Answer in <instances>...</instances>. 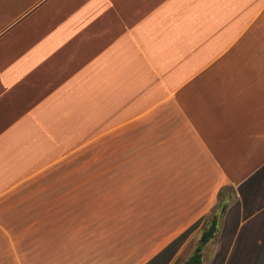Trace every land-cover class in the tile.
<instances>
[{
  "label": "crops",
  "instance_id": "1",
  "mask_svg": "<svg viewBox=\"0 0 264 264\" xmlns=\"http://www.w3.org/2000/svg\"><path fill=\"white\" fill-rule=\"evenodd\" d=\"M94 192L116 217L76 223L65 264L187 263L214 221L202 264H264V0H0V264Z\"/></svg>",
  "mask_w": 264,
  "mask_h": 264
},
{
  "label": "rangeland",
  "instance_id": "2",
  "mask_svg": "<svg viewBox=\"0 0 264 264\" xmlns=\"http://www.w3.org/2000/svg\"><path fill=\"white\" fill-rule=\"evenodd\" d=\"M91 154H90V151L89 153H86L85 151H83L82 153L78 154L77 158L79 160L78 163L80 164L77 165L78 169L76 173H77V180L79 181L72 183L73 190L77 192L79 190H84V186L86 185L84 179L87 176L88 169L92 168V170L94 169V171H96L95 169L101 168L99 167V165L85 166L83 164L84 159L89 158L91 156L94 159L101 158V152L99 150H93L91 151ZM62 171H64L63 167H61V171L58 168H56L53 176L57 178L60 172L62 173ZM66 172H67V169H66ZM98 181L99 179L94 178L92 182L94 183V185H96V187L94 188L96 191H99L100 189ZM100 184L102 183L100 182ZM111 184L112 183H110V187H111ZM54 185H56V182H53V183L48 182L46 183L45 188L51 189L52 191L53 190L52 187ZM64 185L68 187V183H64V184L62 183V186ZM39 187H40L39 189H41V186ZM103 188H104V185H103ZM34 189H37V186H32L29 188V190H34ZM64 189L68 190V188H64ZM110 190L111 188L109 189V191ZM93 195L94 197L91 199L80 197V196H76L70 199L68 198L60 199L59 201L61 202L66 201V202L60 203V204L58 203L59 205H56L57 199L55 197V198L49 199L50 203H47L46 205H48L49 207L54 206V205L61 207V210H57L59 211L58 213H54L53 211V213H49L45 215L44 214L43 215H29L28 217L29 221L27 223L28 228H26L25 230L23 229L22 231L23 236H20L21 241H23L24 244L23 246L18 245L16 249L14 248L13 250V254H14L13 264H65L64 255L67 254L68 247H70V245L68 244L69 242L68 240H66V238L76 237L77 240L84 238L85 231L83 229L81 230L78 229L79 226L76 227V223L80 221H84L83 224L94 223L97 225L100 222V217L101 218L109 217L111 219L116 217V214L114 215L109 214V213L108 215L101 214V210L104 209L103 211H106L107 207L110 208V206L115 205V202L117 201L115 197L114 198L95 197L96 192H94ZM102 199H103V203H101ZM72 200H74L75 203H73L71 207L69 203L71 204ZM90 200L92 201L91 203L89 202ZM84 203H87L89 204V207H92L91 209H89L87 213H82V214H74L73 212L70 213L73 210V208L80 207V205L83 206ZM69 206L71 208H68ZM24 221L26 223L27 219H25ZM69 222H73L75 223V225L71 227V229L63 228V224H69ZM115 231L116 230H112V229L109 230L110 233L115 232ZM87 232H90V231L87 230ZM92 232L94 233L97 231L93 229ZM25 233H28V235L26 236ZM155 248L156 247H150L146 252H143L141 257L144 258L145 256H147L148 253L152 252V250H154ZM141 249L142 248H140L139 246H134V247H131L129 250H126L125 257L124 259H121L120 264H134V261H133L134 257L135 255H137L138 251H141ZM194 249H195V245H192L189 248V252H187L181 258V260H179L175 264H184ZM91 262H92L91 264H100V262L96 261L95 259ZM81 264H86V262H82Z\"/></svg>",
  "mask_w": 264,
  "mask_h": 264
},
{
  "label": "trees",
  "instance_id": "3",
  "mask_svg": "<svg viewBox=\"0 0 264 264\" xmlns=\"http://www.w3.org/2000/svg\"><path fill=\"white\" fill-rule=\"evenodd\" d=\"M215 232H216V222L214 221L210 229L207 232H205L204 235L202 236L201 244L200 246L197 247L194 256L190 259V261H188L185 264H202V246L213 238Z\"/></svg>",
  "mask_w": 264,
  "mask_h": 264
}]
</instances>
